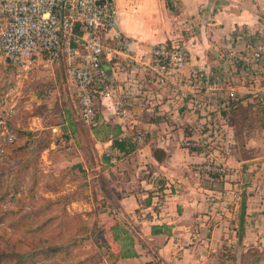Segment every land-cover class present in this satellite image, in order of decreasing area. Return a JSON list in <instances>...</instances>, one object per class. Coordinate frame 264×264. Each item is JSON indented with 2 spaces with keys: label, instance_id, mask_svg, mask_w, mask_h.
Segmentation results:
<instances>
[{
  "label": "crops",
  "instance_id": "1",
  "mask_svg": "<svg viewBox=\"0 0 264 264\" xmlns=\"http://www.w3.org/2000/svg\"><path fill=\"white\" fill-rule=\"evenodd\" d=\"M174 1L180 32L160 42L180 44L187 50L189 67L213 65L217 51L248 48L262 31L264 0ZM155 5L165 8V1L117 2V29L133 41L129 57L118 54L102 59L116 95L131 86L135 75L142 76L149 48L159 43V37L149 42L140 39L134 29L144 21H154L155 28L158 26ZM132 18L133 34L127 26ZM61 63L66 67L64 61ZM263 78L264 74L239 81L238 89L251 91ZM117 99L97 96L98 125L94 130H75L64 117L49 145L40 152L44 151L45 170H52L54 175L62 167L87 170L97 166L99 174L88 183L90 195L72 200L67 209L71 214L77 208L89 212L93 209V191L99 188L107 192L100 217L121 223L113 229L106 227V241L117 243L118 248L128 246L132 254L112 261L105 255L104 264H264V128L241 139L233 133L236 139L232 138L226 149L231 175L218 187L193 170L196 151L184 146V140L198 136L192 117L186 124H177L161 107L154 112L143 110L144 103L130 100L121 114L115 110ZM245 99L242 103L254 104L253 96ZM13 122L23 125L18 119ZM138 127L148 132L139 143L134 136ZM231 127L236 131L233 121ZM115 139L130 140L136 147L127 155L119 152L117 163L110 165L105 153L117 151L112 147ZM61 182L65 190L61 187L54 192L52 187L44 196L54 198L74 191L72 177L66 176ZM222 187L225 193L219 192ZM23 189L18 195L27 199L29 193L36 197L41 193L36 187V192ZM96 196L99 199L103 194Z\"/></svg>",
  "mask_w": 264,
  "mask_h": 264
},
{
  "label": "built area",
  "instance_id": "2",
  "mask_svg": "<svg viewBox=\"0 0 264 264\" xmlns=\"http://www.w3.org/2000/svg\"><path fill=\"white\" fill-rule=\"evenodd\" d=\"M118 0H0V56L13 69V79L0 90V162L6 148L16 142L11 130L16 114L10 95L34 59L47 67L66 63L69 80L75 90L80 121L87 127L98 125L97 96H118L116 112L124 114L127 102L144 103L143 110L161 107L174 123L186 124L191 116L198 136L184 140V146L198 150L203 138L216 137L213 121L222 112L242 103L237 94L238 82L264 74V16L262 31L256 41L240 51H217L216 63L201 69L189 67V53L175 43H158L149 48L148 63L142 76L116 95V89L103 67L104 57H129L132 41L117 29ZM253 93V102L264 107V78ZM145 128H136L135 141L147 137ZM231 144L226 145L225 151ZM227 149V150H226ZM228 153V152H227ZM110 165L119 152H106ZM202 172L218 178L228 177L224 165L207 161ZM216 179V178H215Z\"/></svg>",
  "mask_w": 264,
  "mask_h": 264
},
{
  "label": "rangeland",
  "instance_id": "3",
  "mask_svg": "<svg viewBox=\"0 0 264 264\" xmlns=\"http://www.w3.org/2000/svg\"><path fill=\"white\" fill-rule=\"evenodd\" d=\"M164 1L165 8L161 6L158 9L157 5H155V8L157 9L156 13L158 15V26H156V28V23H154V21H151V23L150 21H144L143 25L134 27L140 35V39H147L149 42L153 37H159L157 42L159 41V43H161L160 41L166 39L168 40L169 37H174L178 34V32H180L176 19L177 8L174 5L175 1ZM127 26L133 34V18L127 22ZM154 28L155 30L152 33V29ZM171 40L177 42L174 38ZM178 46L181 45L179 44ZM12 79V67L8 65L4 57L0 56V90L4 91ZM237 94L240 100L243 101L245 98L253 95V93H250L249 91L247 92L246 90H237ZM8 104H15L17 112L13 120L18 119V121L23 124L17 126L14 123L13 127L15 131L17 130V134L21 129L26 131L30 130L33 134L35 132V134L24 137V140L20 143H26L28 147L31 146L26 149L24 153L15 152V148L11 147V152L8 157L0 162V174L16 173L17 171H20V169L27 168V175L25 174L26 176H24V183H22L23 186L20 188V191L25 188L28 192L41 191V193H38L37 197L31 196L29 193V199H25L23 202L8 200L7 202L9 204L5 202L4 209H15L22 212L34 211L35 209H38L40 203H43V198H45L43 193L48 192L52 187L56 188L60 185L59 180L57 179L59 176H61V179H65L66 176L73 178L75 182L74 191L78 196L90 195L88 183L91 181L90 179H92V177H96V175L99 174L97 168H95L97 167L96 165L87 170L76 166L74 168L62 167L58 168L56 172L57 175H54L52 170H45V160L41 157L44 151L40 153L41 151L39 150L41 145L45 144L47 141H51L56 127L62 125L64 122V117L68 119V123L74 126L75 130H80L83 133L85 131L94 130V128L90 129L84 125L79 119L78 102L75 90L71 86L65 65L60 63V65L47 67L40 59H34L32 67L28 69L26 73H23L17 88L14 90L13 94L10 95ZM257 110L258 108L256 104L244 102L232 107L229 110L223 111L221 117L213 121L217 124L215 127L216 130L219 131L217 136L214 137L210 135L209 137H213L210 140L208 137L203 138V146L198 150V152H196L197 159L192 163L193 170L196 171L198 175L203 176V178H205L210 184H213V186H223L226 181L225 178L217 179V177L213 174L202 172L199 166H201L204 162L211 160L220 163L224 165L225 169H227L229 178L232 166L228 163L229 155L225 151V147L226 145L233 143L231 141L232 138L236 139V137L234 138L233 136V133H236V131H233L231 127L233 118L239 112H256ZM192 119L194 118L192 117ZM243 132L244 135L243 133L242 135L244 137L251 135V131L249 130H244ZM129 153L122 154L127 155ZM133 158H136L134 153ZM33 182H35L34 186L30 189L29 184ZM35 187L36 191H34ZM62 188L65 190V185H62ZM97 190L96 194L101 196L103 194V190L99 188H97ZM225 191L226 188L224 187H222L221 190L219 189V192L221 193H225ZM13 202L14 206H16L14 208L12 206ZM71 211L74 213H84V210H79V208ZM49 212L48 213L51 215L56 214L58 216V221L64 217V215H62L61 205H57L55 207L52 206L51 211ZM82 218L88 223L93 217L89 216L85 218L84 216ZM47 231L50 235L56 234L54 226L48 228ZM1 232L2 228H0V233ZM78 237L80 239L82 236ZM59 238H62V242L59 243H65L64 239L66 238V232L64 228L59 234H57V239ZM100 239L104 241V238L100 235H96L93 239L89 237V234L83 236V242L79 248V256L82 257L87 264H104L102 258L105 256L106 249L98 247V243L96 242L100 241Z\"/></svg>",
  "mask_w": 264,
  "mask_h": 264
},
{
  "label": "trees",
  "instance_id": "4",
  "mask_svg": "<svg viewBox=\"0 0 264 264\" xmlns=\"http://www.w3.org/2000/svg\"><path fill=\"white\" fill-rule=\"evenodd\" d=\"M253 104V103H251ZM256 104L258 110L256 112H239L233 118L237 136L241 139L244 136V130L254 131L258 128H264V109L260 103ZM14 124L11 130L16 134L17 140L14 144L8 145L6 148V157L11 152V147L15 148V152L24 153L28 149L26 143H22L24 137L34 135L30 130L14 129ZM243 133V135H242ZM50 141L41 145L39 150H44ZM112 147L118 152L126 154L135 149V143L126 139H115L112 141ZM156 155V151H155ZM161 157L157 154V159ZM6 159V158H5ZM27 168L20 169L16 173L0 174V264H87L86 261L79 256V248L83 242V236L89 234L93 239L96 235L104 238V241H96L98 247L105 248V255L109 256L110 261L116 258L130 257L132 252L125 245L117 247V243H108L106 227L111 229L116 228L121 222L117 219H104L100 217L102 208L106 206V191H103V196L98 199L95 190L93 191V209L86 212L88 217L92 216V220L87 223L81 213H73L71 215L67 209V205L78 196L75 191L68 194H58L54 198H43V203H40L38 209L34 211H17L15 209L5 210V202L25 201L24 196H19L18 192L24 183V176ZM26 174V175H25ZM23 179V180H22ZM60 185L54 187L53 191L57 192L62 187L61 177H57ZM34 183L29 184L31 189ZM9 204V203H8ZM57 205L62 206V215L64 217L58 221L56 214L51 215V207ZM13 208L14 202L12 204ZM19 206V205H18ZM49 212V213H48ZM82 216V217H81ZM54 226L56 229L55 235H50L47 229ZM64 228L66 232L65 243L62 238L57 239V234ZM50 232V231H49ZM113 236L114 233H111ZM78 236H82L80 239ZM116 240V238L114 237ZM98 240V239H97ZM129 245V243H126Z\"/></svg>",
  "mask_w": 264,
  "mask_h": 264
}]
</instances>
